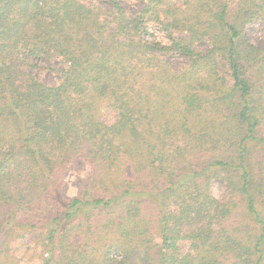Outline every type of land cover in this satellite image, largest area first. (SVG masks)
Segmentation results:
<instances>
[{"label":"trees","instance_id":"16d2710c","mask_svg":"<svg viewBox=\"0 0 264 264\" xmlns=\"http://www.w3.org/2000/svg\"><path fill=\"white\" fill-rule=\"evenodd\" d=\"M104 1L0 0V264H264V0Z\"/></svg>","mask_w":264,"mask_h":264},{"label":"rangeland","instance_id":"374dc122","mask_svg":"<svg viewBox=\"0 0 264 264\" xmlns=\"http://www.w3.org/2000/svg\"><path fill=\"white\" fill-rule=\"evenodd\" d=\"M101 3H106L104 0H97ZM121 3L126 7L129 12H134L143 6L142 0H121ZM109 5V4H108ZM247 36L256 44H263V32L259 24L252 25L247 30ZM203 43L199 44V47H204ZM171 61L174 65H179L185 61L184 56L176 55L171 57ZM40 65L37 70V76L47 84H54L58 81V75L52 70L51 62L38 60ZM89 167L85 169H77L69 173L67 177L66 190L67 194L74 196L78 193L79 185L82 180L88 174ZM213 194L223 199L226 197L229 191V185L222 178H213L211 182ZM24 221L27 219L22 217ZM18 256L20 257L21 264H42V253L39 245L36 243L34 236H28L27 238L20 240L18 244Z\"/></svg>","mask_w":264,"mask_h":264}]
</instances>
